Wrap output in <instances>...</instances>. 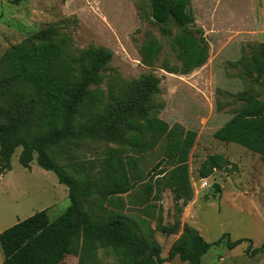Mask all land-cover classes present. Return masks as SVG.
I'll use <instances>...</instances> for the list:
<instances>
[{"label": "rangeland", "instance_id": "1", "mask_svg": "<svg viewBox=\"0 0 264 264\" xmlns=\"http://www.w3.org/2000/svg\"><path fill=\"white\" fill-rule=\"evenodd\" d=\"M189 7L196 17V34L202 35L208 45L209 58L204 65L183 73L175 48L181 28L171 21L173 34L164 35L162 24L151 18L147 0H0V78L4 75L1 58L6 51L31 41L37 32L51 25L68 36L67 51L71 55H78L90 45L113 52L102 70V81L92 86L104 92L102 98L80 120L83 125L77 122L76 129L111 115L119 108L124 94L137 91L135 82L153 76L159 92L150 95L151 113L171 126L178 123L186 130L196 131L188 159L193 196L178 211L169 188L161 194L155 188L149 194L148 182H144L124 194L123 207L116 208L133 216L134 228L153 238L163 257L168 256L188 224L211 243L226 233L233 241H252L249 250V241L229 248L226 237L211 247L202 264H264V247L253 253L264 243V158L214 135L241 105V101H236L239 93L254 92L264 101V78L257 81V73L249 67L253 47L264 42V0H191ZM152 41L161 44L162 49L158 60L148 64L141 48ZM167 63L179 71H168ZM8 96L11 97L2 94L0 103L4 104ZM30 123L36 128L33 121ZM121 123L111 130L70 139L55 152L58 162L66 167L70 177L80 179L83 189L87 177L99 174L98 164L109 147L122 146L125 159L133 155L144 176L165 156L166 138L154 149L136 153L128 140L132 129ZM117 131H122V136L105 134L114 135ZM21 151L22 146L15 150L10 168L0 175V232L44 209L56 218L71 204L69 188L60 183L57 174L38 164L37 153L31 167H25L19 160ZM213 153L224 154L232 164L215 170L205 183L199 168ZM85 260L86 264H118L120 257L113 249L102 248L95 260ZM64 263L81 264L79 255L73 253L66 255ZM163 264L189 263L177 256Z\"/></svg>", "mask_w": 264, "mask_h": 264}, {"label": "trees", "instance_id": "2", "mask_svg": "<svg viewBox=\"0 0 264 264\" xmlns=\"http://www.w3.org/2000/svg\"><path fill=\"white\" fill-rule=\"evenodd\" d=\"M147 2L152 20L162 24L164 35L173 34L171 21L181 28L175 45L177 57L182 61L181 71L187 73L204 65L209 50L203 36L196 34L199 29L194 28L196 17L189 7L191 0ZM67 41L68 36L58 26L51 25L37 32L31 41L10 47L1 58L4 75L0 78V96L10 94L11 97L8 96L4 104L0 103V175L10 168L15 150L22 146L20 162L30 168L37 153L38 164L54 171L60 183L68 186L71 201L65 212L56 218H51L44 209L0 232L4 255L1 264H65L69 253L79 255L80 263L86 264L85 258L95 260L102 248L113 249L120 257L118 264H163L177 256L189 264H202L203 256L226 237L229 248L249 241V250L251 239L233 241L226 233L219 241L211 243L196 228L185 224L183 234L168 256L163 257L160 245L134 228L133 216L116 208L123 207L124 194L148 182L149 194L155 188L159 194L169 188L175 208L181 211L193 196L188 159L196 131L186 130L178 123L171 126L151 113L150 95L159 92L157 80L151 75L135 82L137 91L132 89L128 95L124 94L119 108L111 115L76 129L77 122L102 98L104 92L92 86L102 81V70L111 61L113 52L103 46L90 45L78 55H71ZM161 49L162 45L156 41L145 44L141 48L144 62L151 64L158 60ZM165 66L170 72L179 71L169 63ZM249 67L257 73V81L264 78V42L253 47ZM237 100L241 105L214 135L264 158V101L254 92H241ZM30 121L36 128L30 126ZM119 122L132 129L128 140L136 153L152 150L166 138L165 156L144 176L133 155L125 159L122 146L109 147L98 164L99 174L87 177L83 189L80 179L68 175L55 152L70 139L79 140L97 131L111 130ZM80 125H83L81 121ZM105 134L115 137L122 136L123 132ZM230 164L222 153L209 154L199 174L207 178ZM215 186L220 190L217 183ZM263 247L264 243L253 253Z\"/></svg>", "mask_w": 264, "mask_h": 264}, {"label": "crops", "instance_id": "3", "mask_svg": "<svg viewBox=\"0 0 264 264\" xmlns=\"http://www.w3.org/2000/svg\"><path fill=\"white\" fill-rule=\"evenodd\" d=\"M3 260H4V255H3V251H2V247L0 243V264L3 262Z\"/></svg>", "mask_w": 264, "mask_h": 264}, {"label": "built area", "instance_id": "4", "mask_svg": "<svg viewBox=\"0 0 264 264\" xmlns=\"http://www.w3.org/2000/svg\"><path fill=\"white\" fill-rule=\"evenodd\" d=\"M202 180L205 181V183H207L208 179L207 178H202Z\"/></svg>", "mask_w": 264, "mask_h": 264}]
</instances>
